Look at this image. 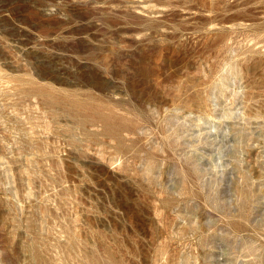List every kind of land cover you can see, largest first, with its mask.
Segmentation results:
<instances>
[{"label":"rangeland","instance_id":"obj_1","mask_svg":"<svg viewBox=\"0 0 264 264\" xmlns=\"http://www.w3.org/2000/svg\"><path fill=\"white\" fill-rule=\"evenodd\" d=\"M0 264H264V0H0Z\"/></svg>","mask_w":264,"mask_h":264}]
</instances>
